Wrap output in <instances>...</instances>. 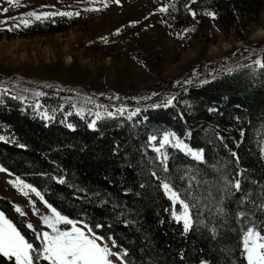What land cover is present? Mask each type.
<instances>
[{
  "label": "trees",
  "instance_id": "trees-1",
  "mask_svg": "<svg viewBox=\"0 0 264 264\" xmlns=\"http://www.w3.org/2000/svg\"><path fill=\"white\" fill-rule=\"evenodd\" d=\"M167 5L165 17L173 26L189 22L190 12L199 18L215 13V20L238 34L239 11L257 13L264 8V0H172ZM79 16L33 21L9 27L7 34L24 37L64 31L84 20L82 12ZM260 60L264 62V52ZM196 78L184 85L164 82L151 105L175 97L168 107L152 108L147 103L150 99H145L126 104L123 116L108 118L105 108L115 111L121 106H102L104 118L95 129L88 127L92 113L77 114L71 106L59 105L53 91L41 96L40 104L54 119L37 116L24 100L0 92V136L5 137L0 140V167L36 188L61 214L84 221L97 235L113 237L128 250L129 264H247L242 254L246 225L237 214L245 212L249 223L264 228V69L245 64L209 73L203 80ZM136 108L141 112L127 119ZM180 109L189 117L210 115L223 125L241 129L239 164L231 156L230 144L207 124L189 126L180 117ZM165 131L179 137L190 132L188 144L203 150L205 162L168 147V171H164L148 137ZM238 171L242 172L241 191L229 194L225 180L234 179ZM186 172L196 177L191 189L188 179H181ZM165 179L181 193H190L187 199L198 204L193 211L199 212L203 224L184 233L170 215L171 202L161 188ZM217 204L224 207V215L215 213ZM0 209L36 245L33 234L24 228L25 219L6 198L0 197ZM96 224L103 227L96 229ZM213 226L215 235L210 231Z\"/></svg>",
  "mask_w": 264,
  "mask_h": 264
},
{
  "label": "rangeland",
  "instance_id": "rangeland-1",
  "mask_svg": "<svg viewBox=\"0 0 264 264\" xmlns=\"http://www.w3.org/2000/svg\"><path fill=\"white\" fill-rule=\"evenodd\" d=\"M105 2L107 7H104ZM170 2L172 0H120L119 4L113 0H12L9 3V0H0V21H6L0 23V92L7 89L5 93L23 97L20 100L42 117L46 109L40 104L41 96L35 94L53 91L59 105L67 104L77 113H92L89 124L96 112H104V105L124 107L139 104L146 97H151L147 103H152L153 93H157L166 80L191 84L187 82L196 77L202 79L209 73L260 60L264 52V8L257 13L239 11L240 33L236 34L232 27L219 23L209 14L199 18L190 12L189 22L173 26L165 12L157 11ZM4 8L8 11L3 12ZM86 8L100 10L85 11ZM32 11H80L84 20L64 31L8 36L9 27L25 26L20 23L21 19L38 21L25 15ZM117 29H120L119 34L113 35ZM102 37H107L108 42ZM37 103L41 106L39 109L35 107ZM174 106L178 109V105ZM179 115L189 126L207 124L238 156L241 129L223 125L210 115L193 118L181 109ZM180 138L190 147L188 135ZM154 153L158 157V153ZM16 178L0 171V197L6 198L14 210L19 206L26 213L24 228L33 234L39 246L35 233L26 225L31 223L36 232L49 229L42 225L39 215L33 214L30 201H35L41 215H51V210L29 189H24L29 195H23L20 186L10 183ZM176 210H180L179 205ZM0 264H14V260L0 254Z\"/></svg>",
  "mask_w": 264,
  "mask_h": 264
},
{
  "label": "snow or ice",
  "instance_id": "snow-or-ice-1",
  "mask_svg": "<svg viewBox=\"0 0 264 264\" xmlns=\"http://www.w3.org/2000/svg\"><path fill=\"white\" fill-rule=\"evenodd\" d=\"M82 2V0H78ZM114 3L119 4L120 0H113ZM9 3H12V0H9ZM107 3H104V7H107ZM46 7V6H45ZM187 7V5H186ZM169 5H163L157 11L167 12ZM85 11H99L97 8H86ZM3 12H7L8 9H2ZM193 16L196 15L195 12L192 13ZM215 17V13H208ZM25 15L28 17H34L35 20L47 19L55 16H79L80 11H53V12H40L35 11L28 12ZM10 19L15 20L16 17H10ZM0 23H6V21H0ZM20 23L28 26L31 21L27 19H21ZM137 23V22H133ZM13 27H19V25H14ZM9 30H12L9 28ZM188 30L185 29V32ZM120 29H117L113 35L119 34ZM179 35V34H178ZM102 39L107 43V37H102ZM261 69H264V62L261 60L254 61ZM207 82V81H204ZM179 83V82H178ZM187 83H191L188 81ZM5 92L7 89L4 90ZM35 95L42 96L44 93L37 92ZM153 95H157L153 93ZM16 99H24L23 97H13ZM119 97H117L118 99ZM145 99H151V97H146ZM175 97L168 98L166 102L161 104H153L152 108L159 107H168L173 104ZM37 109L41 106L39 103L35 105ZM100 107V106H98ZM82 111V110H81ZM126 109L124 107L118 108L115 111H108L105 108V116L108 118H115L117 115L123 116ZM209 111H214V109H209ZM141 112L140 108L129 112L127 119L131 120L138 113ZM72 113H67L71 115ZM79 114V113H77ZM42 118L44 119H54V117H49L47 112H43ZM99 112L95 113V119L92 120L88 127L95 129L97 126V121L103 119ZM63 122V121H62ZM69 128L73 126L71 124L67 125ZM191 135V133H187ZM218 135V134H217ZM243 135V133H241ZM218 138L223 141V137L218 135ZM4 136H0V140H4ZM149 146L153 151L158 153V160L161 166L164 168V171H168V153L165 151L166 146L171 148L179 149L185 152L186 155L192 157L194 160L204 163V154L203 150H192L184 141L177 136L175 132H165L162 137H157L155 135L149 136ZM156 141L157 143L153 144L152 142ZM24 147V145H20ZM224 147L227 148V144H224ZM231 156L235 159V162L239 164V157L235 152H231ZM0 171H7L6 169L0 168ZM152 175L158 180L160 177L157 176L156 172H153ZM242 172L238 171L234 179L225 180V190L229 194H235V192L241 191V180L240 176ZM187 178L189 189L192 187V182L196 179L195 176H190L187 172L185 177ZM59 183H64L63 179L58 180ZM14 185L20 186V190L23 195L28 196L29 192L24 191L25 188L29 189L31 192L35 193L41 201L51 210V215H41L39 210L35 207V201H30L33 205V214L39 215L42 225L46 227L47 231L36 232L34 226L31 223H28L27 228L33 230L36 235L37 240L39 241V246L30 242L25 236L21 233L20 229L16 226L11 219H9L3 211H0V254L4 257H8L10 260H14V264H129L128 261V250L119 246L116 240L109 236L105 238L104 236L97 235L93 227H90L84 221H75L70 219L68 216L61 214L55 207L50 204H47V201H44V197L41 193L30 184H25L24 181L20 180L17 177L14 181H10ZM161 188L165 194L172 201L171 215L173 219L182 224L184 233L189 232L195 225L203 224L204 221L200 219L199 212H194L193 209L198 207V204L191 203L187 199V195L190 193H181L173 187V184L170 180H161ZM185 196V198H182ZM193 200L196 197H192ZM180 206V210H176V206ZM204 207H208L204 205ZM264 207V206H262ZM15 211L21 216H25L26 213L21 210L19 206H16ZM211 211V209H209ZM215 213L217 215H224L225 209L221 204H217L215 207ZM238 220L245 221V227L242 229V254L245 256L247 264H264V228H257L254 223H249L248 218L245 212H239L237 214ZM80 224L82 226H77ZM60 225H66L71 227H61ZM96 229L102 228L103 225L96 224L94 226ZM210 231L213 235L216 234V227L213 226ZM114 249H117L114 251ZM113 257L115 259H113ZM201 264H207L206 261H202Z\"/></svg>",
  "mask_w": 264,
  "mask_h": 264
}]
</instances>
